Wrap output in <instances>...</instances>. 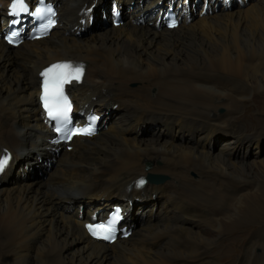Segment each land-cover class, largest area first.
Here are the masks:
<instances>
[{
	"label": "bare ground",
	"instance_id": "6f19581e",
	"mask_svg": "<svg viewBox=\"0 0 264 264\" xmlns=\"http://www.w3.org/2000/svg\"><path fill=\"white\" fill-rule=\"evenodd\" d=\"M50 1L59 24L32 41L22 12L8 47L0 0V264H223L240 239L234 264H264V160L231 157L260 147L237 114L264 96V0H106L92 12L93 0ZM169 7L182 17L171 30L158 19ZM64 60L86 63L73 118L100 117L68 145L52 142L37 100L39 73ZM149 174L165 179L137 189ZM114 205L131 233L90 239L84 223Z\"/></svg>",
	"mask_w": 264,
	"mask_h": 264
},
{
	"label": "rangeland",
	"instance_id": "374dc122",
	"mask_svg": "<svg viewBox=\"0 0 264 264\" xmlns=\"http://www.w3.org/2000/svg\"><path fill=\"white\" fill-rule=\"evenodd\" d=\"M105 1L106 0H103L102 2H100V4L96 8H94V10L97 9ZM198 4L200 5L201 3L200 2L196 3L195 9H194L195 11L197 10V8H199ZM92 5H93V3L91 1V5L89 7V12L94 11V10H92ZM109 12H111V8L109 9V7H107V10L105 11V13H106L105 15L109 16ZM193 17H194V14H193ZM103 22L108 27H110L108 22H106L104 20H103ZM110 24L112 25V23H110ZM146 28H148V27H146ZM22 36H24V34ZM243 110H244V114H243L242 110H240V113L237 114L238 115L237 120L239 121L238 124L240 125V128L242 129L243 133L255 134V137H257V139H258V146H260V147L256 148L254 146L253 142H252V144L249 145V143H247V141H245V143H243L242 146H237V148H234L232 150L233 154L231 157L233 159H240V160L245 159L244 161H252L254 159L256 161L264 160V124H263V120H262L264 118V96H259V95L253 96L251 99V103H246L245 106H243ZM143 125H145V126L148 125V122H143ZM148 127H152V126H147L146 128H148ZM247 136H250V135H247ZM230 137H231V135L228 134V135H226V138H224V139L228 140V139H230ZM255 137H254V139H255ZM217 145L221 146L222 140H219L218 144L216 142V146ZM31 158L35 159L34 156H32ZM32 161H34V160H32ZM45 162L47 163V161H45ZM48 165H49V162H48ZM257 175L258 176L263 175L262 177H264V171L258 172ZM2 177H3L2 174H0V183L4 180V178H2ZM113 202H118V201L116 200ZM136 214L139 216V211L136 212ZM206 230H208L207 226H205V231ZM212 233H213L212 236L214 238L215 237L214 232H211V234ZM244 233H246V231ZM211 234L209 235L210 237H211ZM237 236H238V238H240L241 234L238 233ZM216 239L221 240L220 237H217ZM247 240L248 239H245V240L240 239L241 244H239V245L241 248H243V246L246 245ZM239 245L235 244V243H229V245L227 244L226 246L228 249L231 250L230 252H232V254L228 255V256L226 255L224 257H221L219 262H222L223 264H234V259H235L234 256L237 254L235 252L240 251ZM221 246L222 245H220V247Z\"/></svg>",
	"mask_w": 264,
	"mask_h": 264
},
{
	"label": "snow or ice",
	"instance_id": "6c2138e0",
	"mask_svg": "<svg viewBox=\"0 0 264 264\" xmlns=\"http://www.w3.org/2000/svg\"><path fill=\"white\" fill-rule=\"evenodd\" d=\"M19 7L21 12L27 11V7L25 5V0H13L11 8L13 9V15H16V9ZM39 12V9L37 10ZM17 33L13 32L12 36H16ZM11 40V37H8ZM67 65H55L52 69L46 70L42 73L43 76L46 77L45 80V95L42 99L45 102V107L48 111L49 117L56 119L58 121L67 122V113H68V106L66 104V98L63 97L62 93L59 92V85L64 82V79L71 78L70 74L65 76L64 78H60L58 76L49 77L50 73H53L54 69L56 68H67ZM76 79H79V75L75 76ZM51 83V87H50ZM57 131H60L57 128ZM10 157H0V171H3L6 167L7 163L9 162ZM140 183H143L141 181ZM90 231H92L93 235H103L104 239H109L112 233L111 225H88L87 226Z\"/></svg>",
	"mask_w": 264,
	"mask_h": 264
},
{
	"label": "water",
	"instance_id": "95a60500",
	"mask_svg": "<svg viewBox=\"0 0 264 264\" xmlns=\"http://www.w3.org/2000/svg\"><path fill=\"white\" fill-rule=\"evenodd\" d=\"M103 0H93V5H92V10H94V8H96L100 2H102ZM91 5V4H90ZM148 179L151 181V182H160V181H163L165 179V176L163 175H149ZM131 229V227H130Z\"/></svg>",
	"mask_w": 264,
	"mask_h": 264
},
{
	"label": "clouds",
	"instance_id": "9594fccd",
	"mask_svg": "<svg viewBox=\"0 0 264 264\" xmlns=\"http://www.w3.org/2000/svg\"><path fill=\"white\" fill-rule=\"evenodd\" d=\"M8 47H10V46H8ZM2 174V173H1ZM100 242V241H99Z\"/></svg>",
	"mask_w": 264,
	"mask_h": 264
}]
</instances>
